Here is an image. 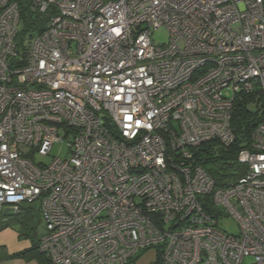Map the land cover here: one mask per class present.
<instances>
[{"label":"built area","instance_id":"1","mask_svg":"<svg viewBox=\"0 0 264 264\" xmlns=\"http://www.w3.org/2000/svg\"><path fill=\"white\" fill-rule=\"evenodd\" d=\"M28 1L48 17L20 47L0 0V223L37 201L52 264H264V0ZM242 94L256 120L219 185L194 150L234 142Z\"/></svg>","mask_w":264,"mask_h":264},{"label":"trees","instance_id":"2","mask_svg":"<svg viewBox=\"0 0 264 264\" xmlns=\"http://www.w3.org/2000/svg\"><path fill=\"white\" fill-rule=\"evenodd\" d=\"M19 8L20 27L17 43L22 47L23 43L42 30L48 16L47 14L32 12L29 9L28 0H19ZM251 101V95L242 94L240 99L235 102L231 121L235 139L229 147L220 146L215 142H207L194 150L195 160L211 174L219 185L241 174V166L236 161V155L241 148L248 147L249 133L253 122L256 120V116L253 115L254 110L251 107ZM34 203L24 204L17 213L7 216V219L0 223V231L6 227H10L15 229L21 238L28 239L31 243L29 249L19 254L11 255V257L38 251L37 243L39 235L35 231L38 218L34 216V212L36 211ZM204 209L211 211L208 206ZM4 252H0V261L8 258L3 256ZM140 254L132 259L130 263L135 261Z\"/></svg>","mask_w":264,"mask_h":264},{"label":"rangeland","instance_id":"3","mask_svg":"<svg viewBox=\"0 0 264 264\" xmlns=\"http://www.w3.org/2000/svg\"><path fill=\"white\" fill-rule=\"evenodd\" d=\"M152 39L154 43L162 44L168 41V33L164 28H158L153 30L152 32ZM224 94H229V90H224ZM66 154V148L64 144L57 143L53 146L51 153L49 156L46 157H37L36 159L42 161L44 163H49L55 157H61ZM34 207L36 211L34 212V216L38 218V222L36 223L35 231L38 235L43 230V219L40 204L36 201L34 203ZM13 213H10V215ZM9 215V216H10ZM218 227L221 230L226 231L227 233L237 234L238 233V225L236 221L231 216H224L218 220ZM145 251V252H144ZM143 254L140 256L137 264H150L156 259L157 250L155 248H150L144 250Z\"/></svg>","mask_w":264,"mask_h":264},{"label":"crops","instance_id":"4","mask_svg":"<svg viewBox=\"0 0 264 264\" xmlns=\"http://www.w3.org/2000/svg\"><path fill=\"white\" fill-rule=\"evenodd\" d=\"M30 246V241L28 239L21 238L15 229L10 227L2 229L0 231V252L2 253V251L4 252L5 250L3 256L8 258L1 260L0 264H52L44 255L41 256V253L38 251L11 257V255L19 254L20 252L29 249ZM144 252H142L139 257L130 264H137L140 256Z\"/></svg>","mask_w":264,"mask_h":264}]
</instances>
